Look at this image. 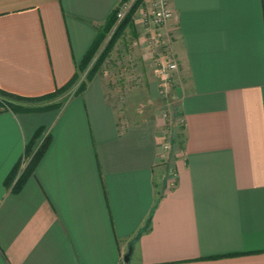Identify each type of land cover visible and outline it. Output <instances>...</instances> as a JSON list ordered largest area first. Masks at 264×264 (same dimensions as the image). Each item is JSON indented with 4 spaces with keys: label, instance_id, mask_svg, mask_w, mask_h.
Here are the masks:
<instances>
[{
    "label": "crops",
    "instance_id": "0c3cea01",
    "mask_svg": "<svg viewBox=\"0 0 264 264\" xmlns=\"http://www.w3.org/2000/svg\"><path fill=\"white\" fill-rule=\"evenodd\" d=\"M121 3L0 0V88L36 97L66 84ZM170 4L168 100L146 70L127 76L141 83L124 101L123 82L97 74L60 107L0 108V264H264V0ZM150 5L124 35L147 32L164 59ZM164 103L162 162L165 122L152 118ZM40 127L49 146L14 191Z\"/></svg>",
    "mask_w": 264,
    "mask_h": 264
},
{
    "label": "trees",
    "instance_id": "16d2710c",
    "mask_svg": "<svg viewBox=\"0 0 264 264\" xmlns=\"http://www.w3.org/2000/svg\"><path fill=\"white\" fill-rule=\"evenodd\" d=\"M127 0H122L125 2ZM144 0H136L126 16L117 24V9L108 17L103 26L98 30V34L84 56L83 60L77 67V71L73 77L63 86L57 87L55 90L36 97H29L19 95L3 88H0V108L10 109L16 113L40 111L49 108L60 107L64 101L68 99L65 94L73 89L79 82L80 72L87 70V80L78 84L77 89L73 95L81 94L87 85V81L91 80L98 71L102 68L106 58L113 50L118 39L125 33L126 29L134 26V15L138 8L143 4ZM112 32L109 40L104 45L109 34ZM104 45V46H103ZM94 61L91 68L90 65ZM66 97L60 100L61 97ZM49 101L45 104H35L33 102ZM50 142V135L45 134V127H40L34 134L33 139L27 144L26 154L30 160L25 169L18 176L14 186V191H19L31 173L34 171L36 165L45 154ZM19 165L10 173L7 182L11 183L17 175Z\"/></svg>",
    "mask_w": 264,
    "mask_h": 264
},
{
    "label": "rangeland",
    "instance_id": "374dc122",
    "mask_svg": "<svg viewBox=\"0 0 264 264\" xmlns=\"http://www.w3.org/2000/svg\"><path fill=\"white\" fill-rule=\"evenodd\" d=\"M145 2L148 5V0H144V2H143L144 5H145ZM119 22L120 21L117 19V24ZM111 34H112V32L109 34L104 45L109 40ZM124 34L116 42L113 50L110 52L109 56L106 58V60L103 64L102 68L100 69V71H98L96 73V75L99 74L100 76L108 79V81H110L111 84H112V82H114V83H117L119 85L120 81L123 82L120 84V85H122L123 88H122L121 92L119 91L120 92V98L123 99V101L126 99V95L129 91V88L130 87L132 88L133 84L139 85L141 83L139 80L138 82L135 81V83L131 84L130 81L127 80L128 77H132V76L136 77L138 75L142 77V74L145 73L146 70L150 73L152 72L153 74H155L154 75L155 77L157 75L156 64L154 63L157 55H156V53H150L149 49L147 48V44L149 45L148 39L146 38L148 33L147 32L143 33V36L141 37V39L140 38L135 39L132 36L128 37L127 35H124ZM154 36L156 38L157 46H159L158 45V39H157L158 37H157L156 33H154ZM134 61H137L138 65H140V67L138 69L133 68L132 70H129L130 64H133ZM148 61H149V64H148ZM93 63H94V61L91 63L89 68L92 67ZM87 72H88L87 70L80 72V79H79L78 84L80 82L86 81L88 79L87 78ZM141 77H140V79H141ZM78 84L73 89L68 91L65 94V96H67V97L71 96L75 92V90L77 89ZM157 86H158V92H159V95L161 96V98L163 100H168V98H167L168 94L163 95L161 93L159 81L157 82ZM65 98L66 97L63 96L59 99L64 100ZM48 102L49 101L45 100V101H39V102H33V103L45 104ZM159 111L160 112L158 113V115H156V112H155V117H153L152 119H153V121L155 120L154 122H157L158 118H162L165 122V125L161 126V129H162V133H164L165 138H166L164 141H168L170 143V147L168 149V152L166 153L167 156L165 159L160 158V154H161L160 149L163 146L162 144L159 148V153H158L159 159L162 162H165V161H168L170 159V156H171L172 151H173V145L171 142V140H172L171 138L173 135V128L170 126H167L170 123V119H171V114H170L171 110L169 109V103L162 104ZM164 141H163V143H165Z\"/></svg>",
    "mask_w": 264,
    "mask_h": 264
},
{
    "label": "built area",
    "instance_id": "2783aa9c",
    "mask_svg": "<svg viewBox=\"0 0 264 264\" xmlns=\"http://www.w3.org/2000/svg\"><path fill=\"white\" fill-rule=\"evenodd\" d=\"M135 1L136 0H127L119 5L117 8V19L119 21H121L126 16ZM172 16L173 9L171 7L170 0H151L150 8L144 15L145 24L151 25L154 28L158 37L157 39L159 48L162 50L165 56L164 59L156 57L154 62L156 64L159 86L163 95L168 94V83L173 81L175 73L178 69L176 61L171 59V37L167 36L164 32L165 24ZM164 142L165 143H162L163 146L160 149L161 159L166 158V153L170 147V143L168 141Z\"/></svg>",
    "mask_w": 264,
    "mask_h": 264
},
{
    "label": "water",
    "instance_id": "95a60500",
    "mask_svg": "<svg viewBox=\"0 0 264 264\" xmlns=\"http://www.w3.org/2000/svg\"><path fill=\"white\" fill-rule=\"evenodd\" d=\"M132 252H133V246L130 245L129 251L125 254V257H124L126 262L129 261Z\"/></svg>",
    "mask_w": 264,
    "mask_h": 264
}]
</instances>
